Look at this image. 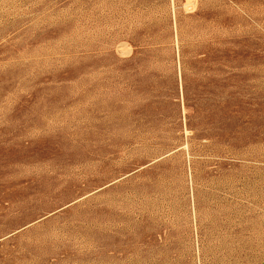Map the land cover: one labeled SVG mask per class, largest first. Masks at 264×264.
Instances as JSON below:
<instances>
[{"label": "rangeland", "instance_id": "obj_1", "mask_svg": "<svg viewBox=\"0 0 264 264\" xmlns=\"http://www.w3.org/2000/svg\"><path fill=\"white\" fill-rule=\"evenodd\" d=\"M0 264H264V0H0Z\"/></svg>", "mask_w": 264, "mask_h": 264}]
</instances>
